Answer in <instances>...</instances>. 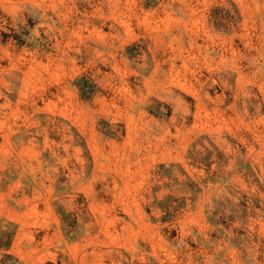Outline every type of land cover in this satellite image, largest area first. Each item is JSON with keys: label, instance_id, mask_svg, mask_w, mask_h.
Masks as SVG:
<instances>
[{"label": "rangeland", "instance_id": "rangeland-1", "mask_svg": "<svg viewBox=\"0 0 264 264\" xmlns=\"http://www.w3.org/2000/svg\"><path fill=\"white\" fill-rule=\"evenodd\" d=\"M1 246L264 264V0H0Z\"/></svg>", "mask_w": 264, "mask_h": 264}, {"label": "trees", "instance_id": "trees-1", "mask_svg": "<svg viewBox=\"0 0 264 264\" xmlns=\"http://www.w3.org/2000/svg\"><path fill=\"white\" fill-rule=\"evenodd\" d=\"M87 86H90L88 83H86L84 80H79L78 81V87H79V90H80V94L82 97H85V94H86V90L85 88ZM91 87V86H90Z\"/></svg>", "mask_w": 264, "mask_h": 264}, {"label": "crops", "instance_id": "crops-1", "mask_svg": "<svg viewBox=\"0 0 264 264\" xmlns=\"http://www.w3.org/2000/svg\"><path fill=\"white\" fill-rule=\"evenodd\" d=\"M11 244V243H10ZM8 244V246L4 247L6 250H9L11 248V245ZM0 248H3V246H1ZM1 250V249H0Z\"/></svg>", "mask_w": 264, "mask_h": 264}]
</instances>
